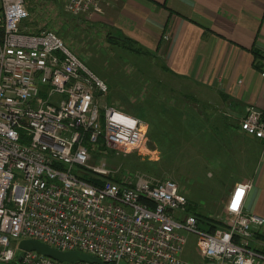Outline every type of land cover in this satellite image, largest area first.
Returning <instances> with one entry per match:
<instances>
[{
	"label": "built area",
	"instance_id": "obj_1",
	"mask_svg": "<svg viewBox=\"0 0 264 264\" xmlns=\"http://www.w3.org/2000/svg\"><path fill=\"white\" fill-rule=\"evenodd\" d=\"M110 1L62 0L73 15ZM31 7L0 0V264H100L21 249L26 238L107 264H260L251 242L264 216L245 210L247 184L234 186L210 231L174 179L93 162L141 149L148 126L105 99L108 83L55 30L32 29ZM239 129L264 140V112L248 105ZM191 235L194 260L184 257Z\"/></svg>",
	"mask_w": 264,
	"mask_h": 264
},
{
	"label": "rangeland",
	"instance_id": "obj_2",
	"mask_svg": "<svg viewBox=\"0 0 264 264\" xmlns=\"http://www.w3.org/2000/svg\"><path fill=\"white\" fill-rule=\"evenodd\" d=\"M28 1L32 29L46 26L55 30L108 83V102L148 122L147 142L141 149L128 154H117L114 149L107 155L95 153L93 162L98 157L129 175L143 172L174 179L199 211L225 218L229 186L239 172L222 152L239 163L242 151L236 137L224 141L225 145L212 138L210 91L173 76L163 60L139 56L117 44L118 34L98 15H73L64 9L62 0ZM152 130L163 139L154 147L149 139ZM228 143L234 148L227 147ZM213 148L219 163L210 158ZM195 242L196 236L191 235L188 244L194 247Z\"/></svg>",
	"mask_w": 264,
	"mask_h": 264
},
{
	"label": "crops",
	"instance_id": "obj_3",
	"mask_svg": "<svg viewBox=\"0 0 264 264\" xmlns=\"http://www.w3.org/2000/svg\"><path fill=\"white\" fill-rule=\"evenodd\" d=\"M94 15L163 60L173 76L210 91L212 138L225 145L236 137L242 151L240 164L222 152L239 172L229 190L247 184L245 210L264 216V140L239 129L248 105L264 112V77L254 66L255 51L264 54V0H111ZM216 157L213 148L219 163ZM251 245L264 254V227ZM184 257L199 258L195 246L187 244Z\"/></svg>",
	"mask_w": 264,
	"mask_h": 264
},
{
	"label": "trees",
	"instance_id": "obj_4",
	"mask_svg": "<svg viewBox=\"0 0 264 264\" xmlns=\"http://www.w3.org/2000/svg\"><path fill=\"white\" fill-rule=\"evenodd\" d=\"M116 39H119V41H117V44H120L122 47L128 49L129 51H131V52H133L135 54H138L139 56H144L146 58H150L151 57V53L148 50H146L144 47L139 45L136 41H134L130 37H128V36H116ZM263 56L264 55L262 53H260L258 51H255L254 66L260 71L264 70V65L262 63ZM129 113H131V112H129ZM134 115H136L137 117L145 120L144 117H142V116H140L138 114H134ZM196 120H197V118H196ZM145 122H147V120H145ZM191 123H193V122L191 121ZM148 129H149V127H148ZM153 131L154 130H152V133H151L153 137L149 136L150 145H152V147L157 146V144H158L157 141L160 142L161 140H163L161 138H158L154 134ZM148 132H149V130H148ZM91 181L94 182V183H97V181L95 179H91ZM197 207H198L197 205L193 206L191 201L189 200V208H190V210H192L193 212H195L197 214L199 223L201 224V226L204 229L210 230V231H214L217 227L223 225V222L220 219H218L217 217H213L211 215H208V214H206L204 212L199 211Z\"/></svg>",
	"mask_w": 264,
	"mask_h": 264
},
{
	"label": "water",
	"instance_id": "obj_5",
	"mask_svg": "<svg viewBox=\"0 0 264 264\" xmlns=\"http://www.w3.org/2000/svg\"><path fill=\"white\" fill-rule=\"evenodd\" d=\"M19 247L25 250H37L41 253L49 255L61 261H89L98 262L100 264H107L99 259L97 256L83 252L80 250H60L45 242H42L34 238H26L20 241ZM22 256H18V262H20ZM118 264H130L125 260H121Z\"/></svg>",
	"mask_w": 264,
	"mask_h": 264
}]
</instances>
